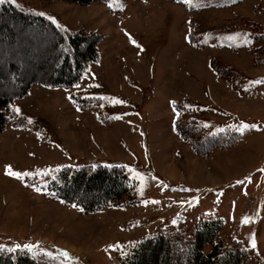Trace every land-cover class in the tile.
Returning a JSON list of instances; mask_svg holds the SVG:
<instances>
[{
  "label": "rangeland",
  "instance_id": "obj_1",
  "mask_svg": "<svg viewBox=\"0 0 264 264\" xmlns=\"http://www.w3.org/2000/svg\"><path fill=\"white\" fill-rule=\"evenodd\" d=\"M4 2L103 39L75 85L35 81L2 110L0 248L50 252L59 264H120L143 238L188 236L200 218H218L222 242L247 252L241 264H264V83H255L264 80V0ZM38 32L0 21V97L53 75L51 37ZM176 105L209 132L239 139L197 156L174 132ZM86 164L121 168L132 197L87 214L46 190L59 170ZM8 166L32 175L16 179Z\"/></svg>",
  "mask_w": 264,
  "mask_h": 264
},
{
  "label": "trees",
  "instance_id": "obj_2",
  "mask_svg": "<svg viewBox=\"0 0 264 264\" xmlns=\"http://www.w3.org/2000/svg\"><path fill=\"white\" fill-rule=\"evenodd\" d=\"M67 3L87 6L94 0H64ZM108 1V0H99ZM178 3L180 0H170ZM18 20L32 30L45 32L51 37V59L55 62L53 75L44 79H31L14 88V95L0 97V132L5 126V115L10 97L25 96L35 81L50 87H71L79 81L85 67L98 59V47L103 36L95 32L69 30L42 15L25 11L8 2L0 4L1 20ZM10 77L18 74L12 66ZM181 110V108H179ZM178 135L186 141L197 155H206L213 149L228 147L238 136L233 132L213 134L195 119L179 116L175 123ZM106 188L102 194L91 192ZM49 189L63 202L73 204L86 213H93L103 206L121 205L132 195L133 186L121 168L89 167L65 168L49 182ZM86 192L83 196L79 194ZM222 228L218 219L204 220L189 235L177 230L141 240L120 264H241L247 252L239 242H222ZM205 246L210 247L208 254ZM0 264H59L41 252L19 249H1Z\"/></svg>",
  "mask_w": 264,
  "mask_h": 264
},
{
  "label": "snow or ice",
  "instance_id": "obj_3",
  "mask_svg": "<svg viewBox=\"0 0 264 264\" xmlns=\"http://www.w3.org/2000/svg\"><path fill=\"white\" fill-rule=\"evenodd\" d=\"M186 2L191 3V0H186ZM2 3H4V0H0V4H2ZM228 39L231 40V39H233V37H228ZM133 43H135V41H133ZM255 83H264V80L256 81ZM77 87H79V85H77ZM116 102L123 103V101H116ZM13 111L16 112V113H19L20 112V109L19 108H14ZM29 122H31V121H29ZM255 127H256L255 125H247V124H244V125L241 126V129L240 130L243 131L245 129L255 128ZM130 171H132V172L135 173V176L140 179L141 184L143 185V183H144L143 174L142 173H139V172H136L134 169H132ZM7 175H9L11 177H15L16 179H23L24 177L30 176L32 174L31 173H28V172H17V171H13L12 168H11V166H8L7 167ZM36 190L37 191H40L39 188H37ZM145 203H147V201H145ZM153 203H156V201H153ZM73 206H75V205H73ZM174 223H175V221H174ZM114 247L119 248V245H116ZM252 247L253 248H256V242H255L254 239L252 240ZM46 255L52 256V253L48 252V253H46ZM62 255L66 259L68 258V253L67 252H63Z\"/></svg>",
  "mask_w": 264,
  "mask_h": 264
},
{
  "label": "bare ground",
  "instance_id": "obj_4",
  "mask_svg": "<svg viewBox=\"0 0 264 264\" xmlns=\"http://www.w3.org/2000/svg\"><path fill=\"white\" fill-rule=\"evenodd\" d=\"M206 177V176H205Z\"/></svg>",
  "mask_w": 264,
  "mask_h": 264
}]
</instances>
